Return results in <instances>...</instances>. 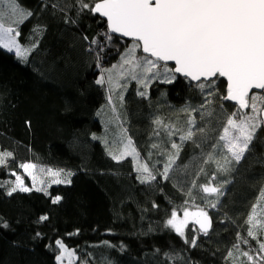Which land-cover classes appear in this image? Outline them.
<instances>
[{
  "label": "trees",
  "instance_id": "trees-1",
  "mask_svg": "<svg viewBox=\"0 0 264 264\" xmlns=\"http://www.w3.org/2000/svg\"><path fill=\"white\" fill-rule=\"evenodd\" d=\"M18 2L33 15L23 23L6 17V25L20 32L17 42L30 49L27 59L0 48V152L11 153L0 167V264H57V240L73 251L74 264H249L243 252L259 257L264 239L259 231L256 239L248 236L247 218L262 201L264 131L257 129L239 164L233 161L229 171L219 170L217 161L223 165L228 155L219 135L227 115L237 110L220 99L226 95L225 82L217 79L208 105V90L201 92L180 77L171 84L154 80L147 88L130 80L126 88H115L113 112L107 83L95 81L102 69L119 65L133 42L117 37L107 42L106 23L81 10L79 0ZM85 2L91 5V0ZM93 39L104 44L102 50ZM189 111L197 129L205 128L204 134L194 129V140L181 141V132L169 136L154 123L186 129ZM115 113L119 118L113 122ZM117 129L132 139L155 180L141 183L131 157L111 158L109 152L119 154L126 142L122 137L115 142ZM172 143L182 146L176 170L163 179L167 153L175 151ZM25 163L70 170L72 182H44L42 191L9 196ZM209 182L218 194L202 192L200 186ZM56 196L61 200L53 204ZM197 206L205 207L212 219L208 235L196 224L183 237L166 226L173 210ZM193 237L195 246L185 242Z\"/></svg>",
  "mask_w": 264,
  "mask_h": 264
},
{
  "label": "snow or ice",
  "instance_id": "snow-or-ice-1",
  "mask_svg": "<svg viewBox=\"0 0 264 264\" xmlns=\"http://www.w3.org/2000/svg\"><path fill=\"white\" fill-rule=\"evenodd\" d=\"M79 7L105 18L107 31L104 36L107 42L113 40V34L133 41L132 46L121 57V65L113 66V69L119 67L116 77H113L110 70L102 69L101 77L95 81L97 85L107 83L110 105L113 103L115 88L127 87V83L119 84L120 79L130 78L147 88L153 80L171 84L177 79V74L189 82H196V87L201 92L207 89L206 104L211 105L213 100L207 97H215L216 81L224 78L227 82L226 95H222L220 99L234 101L237 110L227 115L223 131L219 135V141L223 142L222 147L228 153L223 157V165L217 161L219 170L229 171L227 166L231 162L239 164L245 158L246 153L251 150L250 145L257 129L264 126V0H91V5L85 0H79ZM32 15L31 11L20 6L18 0H0V48H6L9 52L15 51L17 57L27 59L30 49L22 48L17 43L20 32L12 26H6V17L15 18L16 23H23ZM91 43L98 45L101 50L104 47L98 39H93ZM138 50L144 55H137ZM169 62L174 66H169ZM106 71L107 81L103 75ZM138 95L146 96V92H138ZM120 99L123 100L122 95ZM245 109L250 111L245 112ZM191 111L187 121L188 127L183 130L173 131L172 126L162 124L159 120L154 123L167 130L169 136L181 132L179 137L181 141L194 140L196 136L194 129H197V125ZM118 118L114 116L113 122ZM118 127L122 129V125ZM197 130L201 134L205 133L204 127ZM93 139L98 137L94 136ZM123 141L126 142L123 143V149L119 154L109 152L111 158L119 162L125 157H131L141 183L155 180V172L147 163L141 162L132 139L124 135ZM181 146L171 144L175 151L167 153V159L160 172L163 179H169L170 172L176 170L173 165L176 164ZM152 147L157 148L158 145L153 144ZM10 155L11 153L0 154V165H4ZM21 167L32 179L33 188L42 191V188L36 187L38 182L34 172L36 166L25 163ZM45 171L52 177L51 183L54 184H70L74 175L65 169H40L42 173ZM200 187L207 195L218 194L220 191L218 187L211 186V182ZM31 190L33 189L26 187L21 177L16 175V181L7 194L11 196L17 191ZM188 195L192 196L191 190ZM259 198L264 200V190L260 192ZM60 200L61 197L56 196L52 203L56 204ZM210 204L216 207V201H210ZM190 218L199 225L202 234L208 235L211 226L209 215L200 207H197L195 212L186 208L182 220L177 219V212L173 210L171 218L166 221V226H170L183 237V229ZM40 219L47 220L48 217L42 216ZM247 223L249 237L256 239L258 231L264 234V220L256 219L255 205L252 214L247 218ZM3 226L7 227L6 224ZM185 242L195 246L196 238ZM242 242L247 243V240ZM56 245L60 249V254L56 256L57 264H61L65 255L69 258L73 256L60 240L56 241ZM234 247L238 249L239 245ZM258 251L264 254V241H259ZM242 255L247 258L249 264L257 260L264 264V255L253 257L248 252H243Z\"/></svg>",
  "mask_w": 264,
  "mask_h": 264
},
{
  "label": "rangeland",
  "instance_id": "rangeland-1",
  "mask_svg": "<svg viewBox=\"0 0 264 264\" xmlns=\"http://www.w3.org/2000/svg\"><path fill=\"white\" fill-rule=\"evenodd\" d=\"M6 26H8V25H6ZM13 35H15V33H13ZM18 43V42H17ZM2 49H4V50H6L7 51V49L6 48H2ZM9 52V51H8ZM137 55H139V53L137 52ZM141 56H142V54H141ZM121 63H122V61L119 63V65H121ZM118 65V66H119ZM117 66V65H116ZM108 70H110L111 72H112V75H113V77H116V75H117V73H118V71H119V67H118V69H113V68H110V69H108ZM103 75L105 76V80L107 81V75H108V72L106 71L105 73H103ZM101 77V76H100ZM131 79L130 78H125V79H120L118 82H119V84H121V83H127V82H129ZM132 81H134V80H132ZM154 81V80H153ZM116 90V89H115ZM111 106L113 107V109H115V107H114V100H113V103L111 104ZM248 111H250V109H246L245 110V112H248ZM116 112V111H115ZM116 114V116H118L119 114L118 113H115ZM109 125H112V126H115L114 124H109ZM116 138H115V142L117 143V141L122 137V134H121V132H120V130L119 129H117L116 130ZM0 154H2L1 152H0ZM6 162V161H5ZM34 165V164H33ZM36 166V168L34 169V172H35V174H36V176H37V184H36V187H39V188H41L42 187V185L44 184V182H45V184L47 185V184H49V183H51V180H52V177H50V176H48L47 175V172L45 171V172H40V169H45L46 170V168H42V167H40V166H37V165H35ZM0 167H5V164L4 165H0ZM23 171H24V169H23ZM21 177V179L24 181V185L26 186V187H28V188H30V189H33V190H35L34 188H33V181H32V179L27 175V173H25V171H24V174L22 175V176H20ZM15 181H16V179H15ZM39 181H43V183H39ZM214 195V194H213ZM256 219L257 220H264V200H262L261 202H259V203H257L256 205ZM197 207H200V208H203L206 212H207V209H205V207H201V206H197ZM197 207H195V208H192V209H188L189 211H192V212H195L196 210H197ZM208 213V212H207ZM209 215V214H208ZM184 218V211L182 212V213H177V219L178 220H182ZM195 225V223L193 222V220L190 218L189 219V222H188V224L186 225V227L183 229V231H184V233H185V231H186V228L189 226V225ZM262 238L264 239V234H262ZM67 248V247H66ZM68 249V248H67ZM68 251H70V252H72L73 253V251L71 250V249H68ZM261 256V255H264V254H262V253H260V252H258V256ZM74 260H75V256H74V253H73V256L71 257V258H69V257H67V255H65V257H64V260L61 262V264H74Z\"/></svg>",
  "mask_w": 264,
  "mask_h": 264
},
{
  "label": "water",
  "instance_id": "water-1",
  "mask_svg": "<svg viewBox=\"0 0 264 264\" xmlns=\"http://www.w3.org/2000/svg\"><path fill=\"white\" fill-rule=\"evenodd\" d=\"M94 15V14H93ZM95 16H97V17H99V15L98 14H96ZM100 19H102L105 23H106V20H105V18H102V17H99ZM106 26H107V24H106ZM113 37H117V38H119V39H121V40H124V41H127V42H133L130 38H127V37H121V36H119V34H113ZM141 51V50H140ZM141 53L144 55V53L141 51ZM169 66H174L173 64H172V62H169ZM177 77H180V78H183V79H186V78H184L182 75H179V74H177ZM220 79H222L224 82H225V84H226V87H227V82H226V80L224 79V78H220ZM186 80H188V79H186ZM189 81V80H188ZM190 83H192V84H196V82H190ZM254 92H257V93H259L260 92V90H253ZM226 103H229V104H231V105H233V106H236L235 105V102L234 101H226V100H224ZM246 110V109H245ZM244 110V111H245ZM262 128V130L264 131V126H262L261 127ZM209 220H210V224H211V226H210V228H209V232L211 231V229H212V226H213V222H212V219L210 218V216H209ZM196 227L198 228V230H199V225L198 224H196ZM201 233V232H200ZM202 234V233H201Z\"/></svg>",
  "mask_w": 264,
  "mask_h": 264
},
{
  "label": "bare ground",
  "instance_id": "bare-ground-1",
  "mask_svg": "<svg viewBox=\"0 0 264 264\" xmlns=\"http://www.w3.org/2000/svg\"><path fill=\"white\" fill-rule=\"evenodd\" d=\"M143 55V54H142ZM220 79V78H219ZM236 107V106H235ZM237 108V107H236Z\"/></svg>",
  "mask_w": 264,
  "mask_h": 264
}]
</instances>
